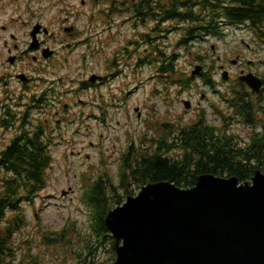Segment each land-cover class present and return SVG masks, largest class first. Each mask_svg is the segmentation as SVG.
I'll use <instances>...</instances> for the list:
<instances>
[{"label": "rangeland", "instance_id": "1", "mask_svg": "<svg viewBox=\"0 0 264 264\" xmlns=\"http://www.w3.org/2000/svg\"><path fill=\"white\" fill-rule=\"evenodd\" d=\"M121 2L125 8L132 4V0H0V152L14 136V130L4 128L1 121L4 104L10 103L9 90L21 94L20 84L11 78L15 72L31 73L38 68L40 72L33 73L34 76L48 78L57 89L67 91L78 90V80L83 77L86 80L92 74L107 77L106 85L80 93L73 101L76 102L70 112L73 122L63 124L64 132L61 129L58 132L61 134L57 133L46 189L33 204L24 205L29 224L16 235V256L8 264H113L111 240L99 244L92 229L84 187L102 175L105 178L109 175L117 184L121 159L133 143L137 153L150 149L156 138H170L163 122L182 127L204 118L207 124L220 127L222 117L229 116L224 97L231 96L235 85L236 69L232 61L238 53L246 60L255 59L254 67L264 70L261 63L264 48L256 49L257 54L249 49L243 43L245 40L252 44L247 33H232L225 28V37L218 40L180 46L185 25L177 20L147 24L127 14L114 12L106 17L101 13L110 10L112 4L116 9ZM37 22L53 32L46 40L58 51L57 56L48 62L35 63L31 55H25L23 61L11 64L9 57L20 55L32 42L29 30ZM64 25L79 27L80 36L71 39ZM148 33L155 38V55L151 54L153 43L148 42ZM212 46L216 47V54H212ZM206 49L210 56L197 59L198 54H207ZM159 51L168 57L176 55L175 75L189 80V88L171 85L169 75L161 77L158 67L164 57ZM197 65L205 67L204 76L192 75ZM221 66L229 71L230 81L223 80ZM80 100L89 106L85 107ZM185 101H190V109ZM21 105H16L17 109ZM39 111L32 110L33 119H37ZM235 131L241 137L247 133L239 127Z\"/></svg>", "mask_w": 264, "mask_h": 264}, {"label": "trees", "instance_id": "2", "mask_svg": "<svg viewBox=\"0 0 264 264\" xmlns=\"http://www.w3.org/2000/svg\"><path fill=\"white\" fill-rule=\"evenodd\" d=\"M251 14L256 20L260 12ZM169 15L172 19H186L174 7ZM225 16L232 22L244 19L243 12L235 13L232 9H227ZM169 71L172 72L168 74L171 85L189 88V80L178 79L173 64L162 73ZM164 76L167 77H161ZM206 83L210 85L211 81L206 80ZM224 100L227 101L226 96ZM238 102L240 116L248 121L244 96ZM37 105L40 106L39 100L33 106ZM31 109L32 106L29 111ZM29 114L22 119L23 130L0 152V264H8L16 256L15 237L29 224L24 205L33 204L46 189L47 173L53 164L51 141L45 136L44 122L31 121ZM16 118L11 115V121ZM230 120V116H223L220 127L207 124L204 118L182 127L163 122L170 138H156L150 149L137 150V153L131 146L122 161L117 184L109 175L108 179L102 175L84 187V201L90 209L92 229L99 244L110 239L115 254L114 242L105 225L107 213L148 183L170 181L179 187L191 188L205 174L236 176L241 182H247L252 180L257 169L264 172V138H254L246 149L239 146L234 134L228 131ZM7 122L4 119L1 124L7 126Z\"/></svg>", "mask_w": 264, "mask_h": 264}, {"label": "water", "instance_id": "3", "mask_svg": "<svg viewBox=\"0 0 264 264\" xmlns=\"http://www.w3.org/2000/svg\"><path fill=\"white\" fill-rule=\"evenodd\" d=\"M243 80L260 86L254 76ZM106 226L115 264H264V173L245 183L205 174L189 189L150 183L110 211Z\"/></svg>", "mask_w": 264, "mask_h": 264}, {"label": "flooded vegetation", "instance_id": "4", "mask_svg": "<svg viewBox=\"0 0 264 264\" xmlns=\"http://www.w3.org/2000/svg\"><path fill=\"white\" fill-rule=\"evenodd\" d=\"M83 5H85V1H83ZM117 7L115 9L113 5L112 10L110 9L109 12L105 11V13L102 11L104 12L103 15L107 17V13H111L116 10L117 14L131 15L132 19L136 18V20L147 24H149V22L155 24L156 22L170 21L171 18L169 11L172 7H174L179 15L186 17V19L182 20L177 18L174 19L179 21L181 25H185L181 30L183 38L180 40V46H190L193 44L218 40L221 30L228 28L232 33L242 31L244 34H249L251 37L250 39L253 40L252 44H256L255 47H253L252 44L250 45L246 43L245 40L243 43L246 44L249 49L254 50L256 54V49L264 48V0H165V3H160L158 0H132V4H130V6L127 5V8H125V4L123 2H121V4ZM227 9H232L235 13L236 11L243 12L244 19L241 20L242 18H240L238 22H232L230 18L225 16ZM253 11L260 12L259 18L256 20L251 18V13ZM64 27V31L72 37L71 39H74L75 37L78 38L81 34L80 28L76 25H71V27L64 25ZM4 29H6V27H4ZM153 30L155 31V27ZM59 34H61V32ZM149 34L150 33L147 35V40L150 44L153 43V46L151 47V54L155 55V38L151 37ZM53 35V32L40 22L32 25L29 30V36L32 38V42H29L28 47L22 51L20 55H11L9 57V62L16 65L21 62V60L23 61L25 55H31L35 63L43 62V60L48 62L54 59L57 56L58 51L47 44L48 38ZM13 38H15V36H13ZM15 48L18 50V46ZM210 50L212 51V54H216L217 52L215 46H212ZM147 53V58L150 59V50H148ZM159 53L161 57H168L165 52L159 51ZM49 54L51 55L46 57V55ZM209 56L210 54L207 50L206 55L198 54V57L196 56V58L204 60ZM154 60L155 59L152 58V61ZM218 60H221V56L219 55ZM253 60L255 59L246 60L244 56L238 53L237 59L232 61V64L236 69L234 70L236 78H233L235 85L233 86L231 96L234 102H236L238 99L236 90L237 87H244V96H246L247 99L246 109L248 116L252 121L251 129L256 136L264 137V70L254 67ZM261 63L264 65V58L262 56ZM221 69L224 70L226 68L221 66ZM42 70L43 67H41V71ZM37 72H40V69L36 68L35 71L31 73L19 71L15 72L14 75L11 74V78H15L20 84L21 94H17V90H9L7 100L10 103H6L4 105L10 108V110H17L16 105L22 104L21 107H23L26 104L24 101L39 100L41 105L40 108H42V119L45 123L44 130L48 139H54L57 136V133L61 131L63 124L73 122L70 118V112L76 103L73 101L76 98H79L78 95H80V93H87L94 88L107 84L106 76H96L97 74H92V76H89V79L87 80L84 79V77L78 80V90H60L55 87L56 84L54 81L50 83L48 78L45 79L37 75L34 76ZM248 74H254L262 81L263 87L258 94H254L247 85L241 82V77ZM21 76L25 77L21 78ZM93 79L94 81H98L93 82ZM63 81L64 79L60 80L62 83ZM40 82H43L44 84L42 85ZM36 88L41 89V91L36 92ZM15 97L18 98L14 99ZM19 99L20 103H17L19 102ZM64 100H69L71 103L63 104ZM27 103L29 104V102ZM80 103L83 104L85 101L80 100ZM87 106H89V104L85 103V107ZM10 110L8 109L7 111L9 115ZM233 110L235 113L238 112L236 106H233ZM80 114H82V112ZM81 118L82 117H79V119ZM11 130L16 131L17 127L14 128L12 126ZM63 132L64 130L62 129L61 133Z\"/></svg>", "mask_w": 264, "mask_h": 264}]
</instances>
